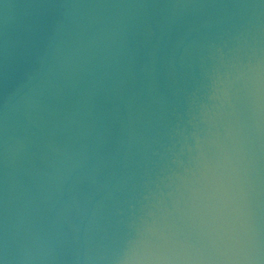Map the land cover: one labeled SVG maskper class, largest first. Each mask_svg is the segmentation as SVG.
<instances>
[{"label": "water", "instance_id": "water-1", "mask_svg": "<svg viewBox=\"0 0 264 264\" xmlns=\"http://www.w3.org/2000/svg\"><path fill=\"white\" fill-rule=\"evenodd\" d=\"M0 264H264V0H0Z\"/></svg>", "mask_w": 264, "mask_h": 264}]
</instances>
